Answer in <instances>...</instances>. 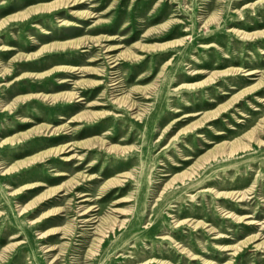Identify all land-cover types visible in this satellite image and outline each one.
<instances>
[{
  "label": "rangeland",
  "instance_id": "obj_1",
  "mask_svg": "<svg viewBox=\"0 0 264 264\" xmlns=\"http://www.w3.org/2000/svg\"><path fill=\"white\" fill-rule=\"evenodd\" d=\"M0 264H264V0H0Z\"/></svg>",
  "mask_w": 264,
  "mask_h": 264
},
{
  "label": "bare ground",
  "instance_id": "obj_2",
  "mask_svg": "<svg viewBox=\"0 0 264 264\" xmlns=\"http://www.w3.org/2000/svg\"><path fill=\"white\" fill-rule=\"evenodd\" d=\"M257 70L256 69H248L247 71H245L244 72V74H253V73H255ZM191 113H194V112H187V113H184L182 116H185V115H190ZM178 119V118H177ZM232 151V149H230L229 150V152H231ZM215 155L213 154V155H206L205 157H204V159L205 160H208L209 158H211V157H214ZM61 158H65V159H69V157H66V156H62ZM200 164V163H199ZM194 171H195V168H193V169H191L190 171H188L187 173H186V176H190L192 173H194ZM182 179H184V178H182ZM181 179V180H182ZM83 199H87V198H83ZM23 209H21V211H22Z\"/></svg>",
  "mask_w": 264,
  "mask_h": 264
}]
</instances>
